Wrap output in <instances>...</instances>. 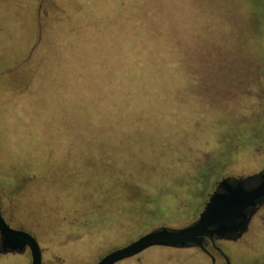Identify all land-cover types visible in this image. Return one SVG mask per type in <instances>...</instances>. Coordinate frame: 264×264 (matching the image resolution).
Wrapping results in <instances>:
<instances>
[{
  "label": "rangeland",
  "instance_id": "rangeland-1",
  "mask_svg": "<svg viewBox=\"0 0 264 264\" xmlns=\"http://www.w3.org/2000/svg\"><path fill=\"white\" fill-rule=\"evenodd\" d=\"M263 163L264 0H0V207L44 264L183 226ZM225 252L264 264L263 240ZM118 264L211 261L155 246Z\"/></svg>",
  "mask_w": 264,
  "mask_h": 264
},
{
  "label": "water",
  "instance_id": "water-1",
  "mask_svg": "<svg viewBox=\"0 0 264 264\" xmlns=\"http://www.w3.org/2000/svg\"><path fill=\"white\" fill-rule=\"evenodd\" d=\"M222 183L228 184V179H224ZM263 194L264 185L249 190L242 183L229 187L225 193L215 191L197 221L183 227H155L130 243L106 253L95 264H118L155 246L172 248H184L191 244L202 246V237L213 239L215 234L223 235L224 230L235 229L234 226H229L228 222L236 216L243 215L244 210L255 204ZM0 241L5 251L21 253L29 248L31 264H44L42 248L36 237L23 229L12 227L3 215L1 207Z\"/></svg>",
  "mask_w": 264,
  "mask_h": 264
},
{
  "label": "flooded vegetation",
  "instance_id": "flooded-vegetation-1",
  "mask_svg": "<svg viewBox=\"0 0 264 264\" xmlns=\"http://www.w3.org/2000/svg\"><path fill=\"white\" fill-rule=\"evenodd\" d=\"M228 179V184H223V180ZM239 183L246 189H254L261 185H264V163L261 165L258 170L252 171L244 176H237L232 174L222 175L214 184V188L212 189L211 194L209 195L204 208L207 202L210 199V196L215 192L225 193L228 191L229 187L236 186ZM203 208V210H204ZM202 210V211H203ZM4 215V214H3ZM200 215V214H199ZM6 218V217H5ZM197 218L192 220L191 222L184 224L183 226L190 225L191 223L197 221ZM7 220V219H6ZM229 226H234L235 229L233 230H224L223 235L215 234L213 239L210 237H202V246L197 245H188L184 248H191L198 252H201L208 256L211 261V264H229L230 258L225 252V248L227 244H245L250 245L253 241H264V194L259 197L255 204L248 206L244 210V214L241 216L234 217L230 222H228ZM165 226V225H162ZM180 226V227H183ZM159 227V226H158ZM173 227V226H169ZM177 227V226H176ZM179 227V226H178ZM258 247V246H257ZM254 251L260 252L259 248H254ZM30 253V264H31V252L29 248H26L23 252H12V251H5L1 245L0 241V254L1 255H11V254H22V253ZM43 254V250H42ZM43 257V256H42ZM232 264V263H231Z\"/></svg>",
  "mask_w": 264,
  "mask_h": 264
}]
</instances>
